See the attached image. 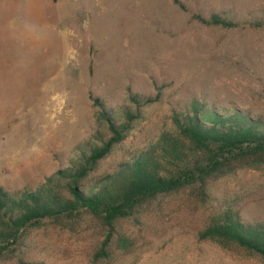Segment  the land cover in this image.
Wrapping results in <instances>:
<instances>
[{"label":"rangeland","instance_id":"374dc122","mask_svg":"<svg viewBox=\"0 0 264 264\" xmlns=\"http://www.w3.org/2000/svg\"><path fill=\"white\" fill-rule=\"evenodd\" d=\"M230 21L209 27L198 18ZM145 120L98 172L145 151L194 102L264 122V0H0V188L36 190L69 167L96 131L92 100L118 117L129 96L155 98ZM264 222V167L225 181ZM189 227H185L188 229ZM91 230L47 228L29 237L44 264L93 263ZM160 245V244H159ZM119 264H129L122 261ZM137 264H264L175 231Z\"/></svg>","mask_w":264,"mask_h":264},{"label":"trees","instance_id":"16d2710c","mask_svg":"<svg viewBox=\"0 0 264 264\" xmlns=\"http://www.w3.org/2000/svg\"><path fill=\"white\" fill-rule=\"evenodd\" d=\"M198 19L209 27L236 26L217 16ZM92 102L95 134L77 147L69 167L52 173L34 191L9 194L0 188V264H44L27 243L34 232L47 228L76 236L96 232L99 239L89 247L93 263L137 264L175 231L264 263V222H243L245 202L230 199L224 186L228 179L264 167L262 120L194 102L186 114L174 113L170 129L145 151L113 173L99 175L159 95L129 96L118 117L98 99Z\"/></svg>","mask_w":264,"mask_h":264}]
</instances>
